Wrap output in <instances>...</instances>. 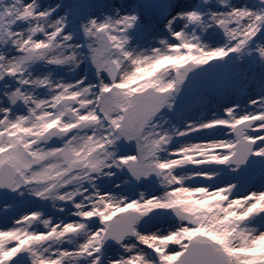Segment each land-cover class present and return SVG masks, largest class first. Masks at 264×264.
Masks as SVG:
<instances>
[{"label": "snow or ice", "instance_id": "snow-or-ice-1", "mask_svg": "<svg viewBox=\"0 0 264 264\" xmlns=\"http://www.w3.org/2000/svg\"><path fill=\"white\" fill-rule=\"evenodd\" d=\"M0 264H264V0H0Z\"/></svg>", "mask_w": 264, "mask_h": 264}]
</instances>
